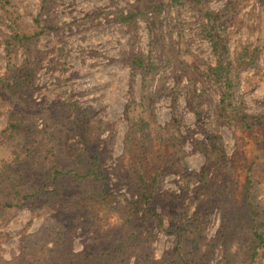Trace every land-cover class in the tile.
Returning <instances> with one entry per match:
<instances>
[{
  "label": "rangeland",
  "instance_id": "rangeland-1",
  "mask_svg": "<svg viewBox=\"0 0 264 264\" xmlns=\"http://www.w3.org/2000/svg\"><path fill=\"white\" fill-rule=\"evenodd\" d=\"M40 1L16 0L26 15L37 13ZM53 1L47 23L56 29L38 34L32 43L38 62L29 101L17 106L16 99L0 97V132L9 122L23 126L47 172L53 166L69 170L75 153L89 149L98 157L112 200L136 201L131 182L139 178L153 188L151 206L163 224L149 218L142 229L147 244L138 242L130 257L118 264H264V241L258 243L252 234L264 232V49L256 72L242 75L255 76L253 82L262 79L245 90L238 103H220L213 79L185 60L159 72L167 77L168 87L141 104L142 80L133 75L128 58L148 53L152 20L137 17L121 25L115 18L118 9L141 2ZM228 1L209 0L208 5L217 11ZM234 3L239 13L231 52L239 41L262 34L264 38V0ZM26 19L35 25L29 16ZM184 24L190 51L212 63L200 23L189 17ZM7 31L0 25V76L6 69L1 40ZM21 52L16 64L22 61ZM189 76L195 85L188 84ZM194 89L198 101L188 102ZM15 109L19 112L10 121ZM204 145L213 153L202 151ZM4 154L0 146V167ZM98 210L96 228H121L125 223L105 205ZM52 215L54 211L31 212L26 205L0 211V259H17L25 242L33 247ZM95 227L76 230L71 239L75 253L95 237ZM117 232L121 238L130 235L127 229Z\"/></svg>",
  "mask_w": 264,
  "mask_h": 264
},
{
  "label": "trees",
  "instance_id": "trees-1",
  "mask_svg": "<svg viewBox=\"0 0 264 264\" xmlns=\"http://www.w3.org/2000/svg\"><path fill=\"white\" fill-rule=\"evenodd\" d=\"M138 1L141 2L139 5L133 2L127 10L118 9L115 18L121 25H130L137 17L146 22L152 20L148 53L132 54L128 58L133 75H139L142 80L141 104L148 103L156 92L168 87L167 77L159 72H168L175 63H187L185 60L190 61L197 73H204L213 79L220 90L219 102L227 106L238 103L240 95L262 79L253 82L255 76L246 79L242 75L244 72H256L264 49L263 34L253 41H239L230 51L232 27L239 13L235 0L224 3L217 11L209 7V0ZM53 2L41 0L37 13L29 12L26 15L20 11L16 0H0V25L8 28L1 40L6 69L0 76V97L5 100L16 99L13 105L19 106L29 101L28 90L31 92L38 62L32 43L38 34L54 32L56 29L53 23H47ZM27 16L35 25L27 21ZM189 17L200 23L209 41L212 63L197 59L190 51L184 33L185 18ZM20 49L23 58L21 63L16 64ZM188 66L183 67L189 69ZM187 80L188 84L195 85L194 78L189 76ZM134 83L132 78V89ZM197 98L194 89L190 92L188 102L198 101ZM171 99L175 102L176 95ZM16 112L19 110L11 112L10 121L17 116ZM30 138L31 134L24 131L23 126L12 122L0 132V146L4 148V157H7L0 167V211L26 205L31 212L45 214L54 211L55 215H52L45 233H37L33 247L25 242L17 259H0V264L123 263L138 242L142 246L147 244L146 237L142 238V229L149 218H154L159 226L163 224L151 206L153 188L145 184L142 178L131 182L138 193L136 201L121 203L112 200L106 193L103 169L97 155H91L89 149L77 152L74 155L76 160L72 163L74 165L69 170L53 166L47 172L37 160L39 150ZM216 146L215 143L211 145L214 149ZM208 147L204 145L201 149L212 154L211 147ZM83 164L85 167L77 171L76 168ZM103 205L125 221L121 228H116L118 225L106 230L95 227L94 221L100 214L98 207ZM92 227H95V237L89 239L80 253H75L71 246L74 233L77 229ZM124 229L130 235L121 238V233L117 231ZM252 234L258 243H263L264 232L253 230Z\"/></svg>",
  "mask_w": 264,
  "mask_h": 264
}]
</instances>
